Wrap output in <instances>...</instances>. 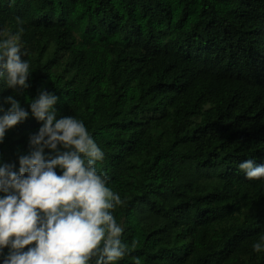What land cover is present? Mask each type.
I'll list each match as a JSON object with an SVG mask.
<instances>
[{
    "label": "trees",
    "instance_id": "obj_1",
    "mask_svg": "<svg viewBox=\"0 0 264 264\" xmlns=\"http://www.w3.org/2000/svg\"><path fill=\"white\" fill-rule=\"evenodd\" d=\"M19 28L22 103L54 91L104 151L117 264H264V178L237 167L264 163V0H0V38ZM38 127L8 130L4 159Z\"/></svg>",
    "mask_w": 264,
    "mask_h": 264
},
{
    "label": "clouds",
    "instance_id": "obj_2",
    "mask_svg": "<svg viewBox=\"0 0 264 264\" xmlns=\"http://www.w3.org/2000/svg\"><path fill=\"white\" fill-rule=\"evenodd\" d=\"M22 32L0 38V92L11 89L0 96V144L29 116L39 127L15 160L0 153V264H117L129 244L114 214L124 201L97 167L104 151L82 119L57 116L54 91L40 87L22 103L32 72ZM237 167L248 179L264 178L254 158ZM252 250L264 252V235Z\"/></svg>",
    "mask_w": 264,
    "mask_h": 264
}]
</instances>
